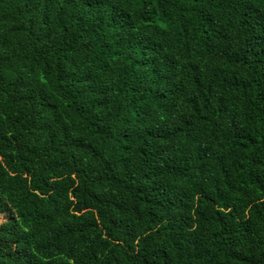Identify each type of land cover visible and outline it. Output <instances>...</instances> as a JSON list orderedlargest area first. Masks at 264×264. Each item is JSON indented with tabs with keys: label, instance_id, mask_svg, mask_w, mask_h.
<instances>
[{
	"label": "trees",
	"instance_id": "trees-1",
	"mask_svg": "<svg viewBox=\"0 0 264 264\" xmlns=\"http://www.w3.org/2000/svg\"><path fill=\"white\" fill-rule=\"evenodd\" d=\"M0 264H264V0H0Z\"/></svg>",
	"mask_w": 264,
	"mask_h": 264
},
{
	"label": "rangeland",
	"instance_id": "rangeland-1",
	"mask_svg": "<svg viewBox=\"0 0 264 264\" xmlns=\"http://www.w3.org/2000/svg\"><path fill=\"white\" fill-rule=\"evenodd\" d=\"M8 219V216L6 214H0V224L3 223Z\"/></svg>",
	"mask_w": 264,
	"mask_h": 264
}]
</instances>
